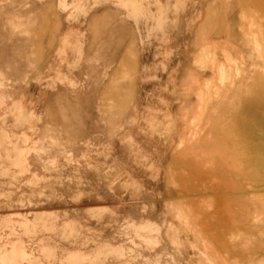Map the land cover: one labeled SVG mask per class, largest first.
Returning a JSON list of instances; mask_svg holds the SVG:
<instances>
[{
    "label": "rangeland",
    "instance_id": "rangeland-1",
    "mask_svg": "<svg viewBox=\"0 0 264 264\" xmlns=\"http://www.w3.org/2000/svg\"><path fill=\"white\" fill-rule=\"evenodd\" d=\"M3 263L264 264V0H0Z\"/></svg>",
    "mask_w": 264,
    "mask_h": 264
},
{
    "label": "bare ground",
    "instance_id": "bare-ground-1",
    "mask_svg": "<svg viewBox=\"0 0 264 264\" xmlns=\"http://www.w3.org/2000/svg\"><path fill=\"white\" fill-rule=\"evenodd\" d=\"M263 169V168H262ZM20 251V250H19ZM20 253V252H19ZM98 255V254H97ZM75 263V262H74ZM77 263V262H76ZM4 264V263H3Z\"/></svg>",
    "mask_w": 264,
    "mask_h": 264
}]
</instances>
